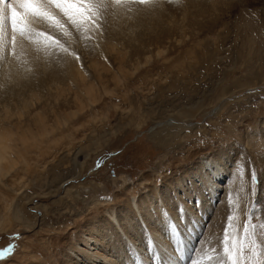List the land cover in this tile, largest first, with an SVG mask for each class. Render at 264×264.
I'll list each match as a JSON object with an SVG mask.
<instances>
[{
    "label": "rangeland",
    "instance_id": "1",
    "mask_svg": "<svg viewBox=\"0 0 264 264\" xmlns=\"http://www.w3.org/2000/svg\"><path fill=\"white\" fill-rule=\"evenodd\" d=\"M202 5L182 12L183 38L178 42V30L172 32L161 55L127 63L120 57L124 49L108 46L98 57L106 71L98 78L89 75L79 90L66 95V106L62 96L60 104L42 96L37 112L29 106L26 114L38 116L42 127L51 130L49 138L29 130L25 121L2 123L0 136L10 134L7 151L14 160L3 164L8 173L0 178V249L12 244L15 250L0 264H67L69 241L79 237L80 221L95 217L103 206L116 209L118 194L133 193L142 204L152 186L169 189L164 197L169 201L181 193L185 200L180 201L192 214L174 208L177 228L190 244L186 257L174 249L170 258L177 264L198 258L196 249H203L200 255L218 249L229 216L239 217L241 231L247 209L255 205L260 220L254 222H264V0H202ZM118 15L112 21L116 26L124 20ZM130 22L125 20L123 27ZM126 30L116 33L115 45L128 44ZM78 45L72 47L91 70L88 61H94L96 51L88 60ZM150 47L156 53L157 41ZM85 84L92 103L81 93ZM205 152L224 162L210 198L194 175L182 177ZM97 161H102L99 168ZM189 183L202 194L200 202L189 198ZM12 209L20 221L9 214ZM174 233L169 225L168 235ZM144 258L147 264L163 260L150 251Z\"/></svg>",
    "mask_w": 264,
    "mask_h": 264
},
{
    "label": "bare ground",
    "instance_id": "2",
    "mask_svg": "<svg viewBox=\"0 0 264 264\" xmlns=\"http://www.w3.org/2000/svg\"><path fill=\"white\" fill-rule=\"evenodd\" d=\"M197 5H202V0H190L188 3L182 2L179 3V6L173 4L171 5L172 8L169 7L170 5L167 0H161L157 1V7L155 9L139 8L136 14L137 18L128 25H131V27L135 25V29H139L140 32L134 31L132 35H128L127 45H115L113 40L117 39L116 33L120 32H112V30H110L112 33L109 32L110 34L106 38L108 41H111L107 42V44H110L106 45V42L103 43L104 40H100L98 41L99 47L93 49L84 43L86 38L85 34L81 35L70 25L66 24L69 32H71V34L76 38L74 39L72 37V40L82 43H79L80 45H74H78L77 47L80 48L83 47L81 51H83L84 54L88 53V60H90L89 55L91 54V51H96V53L92 55L94 61H88L90 63L91 70H89L84 63L85 67L84 69H81L79 65L72 60L71 56L61 55L59 59H57L55 53L52 54L51 62L48 63V66H39L36 72H29L27 70V68L31 66V56L29 55L22 53L20 60L18 61L11 57L5 58L4 61L0 63V127L3 125L2 123L10 126L11 124L25 121L24 123L30 126L29 130L37 129L45 135V138H49L51 130L42 127L39 123L38 116L35 115L30 118L28 117L29 114H26L28 108L30 109L29 106L34 107V110L37 112L36 106L39 104L38 102L41 101L42 96H45V101L51 98L52 101L58 104L62 101L58 100L62 96L64 101H62L61 104H64L66 102L65 96L71 93L74 94L75 89L79 90L82 82L87 79L89 75H96L97 78L101 76V74L106 71V65L102 61H98V57L99 55H102V53H107L108 46H110L114 51L124 49L120 57L127 63H137L142 59L149 58L150 54L153 56L161 55L162 52H165L164 44L167 42L166 40L171 38L170 35H172V32L176 29L178 30L176 33V40L178 42L183 38L182 28L184 27V15H182V12H195V7ZM116 12L119 14L117 16L119 19H124L117 25V29H120L126 34V27H123V25L127 18L126 16H122L119 10ZM167 12H178V16L168 14ZM128 15L132 14L129 13ZM171 17H174V19H172L173 21L171 20ZM170 22L173 23L170 24ZM140 25L141 28L139 27ZM114 26L116 25L114 24ZM34 27L39 31H47L50 34H54L58 39L62 37V34L59 32L52 33V30L49 29L46 24H36ZM155 28L159 29L158 34L154 32ZM83 36L84 39L81 41L77 40ZM156 41L157 47L155 48L156 53H154L150 49V45L151 43L156 44ZM74 45L72 43L73 47ZM158 46H161L160 52L157 50L160 48ZM121 61L119 62L121 63ZM88 87L89 86L85 84L81 89V93L84 95L86 101L92 103L95 99L90 94ZM75 103L78 102L75 101ZM64 105L66 106V104ZM59 106L61 105H57L56 108ZM24 108H27L25 110L26 118L24 114H22L24 113ZM52 109L55 108L52 107ZM21 115L24 116L23 120H20V118L23 117ZM10 117L13 118L11 120L12 122L10 121ZM56 119H58L57 116L54 117L53 122H55ZM65 119L67 118H62V120ZM262 124L263 126L261 127L264 130V119ZM8 130L6 133H8ZM8 138H10V134L0 136V178L3 174L5 175L8 173L3 164L14 160L11 159V156L7 151ZM42 139L43 138H41V140ZM199 158L200 160H198L197 164H192L193 167L189 166L188 171L184 170L182 177L187 175L185 177L188 179L192 178L191 176L194 175L202 183V186L206 191V195H209L210 198L214 195L213 187L218 185L215 181L220 178L217 176L223 172L222 167H224V162H222V164L220 161L210 156L209 152L203 153ZM23 160H25V158H23ZM180 178H178V180H181ZM144 180H146V178ZM195 181L197 182V180ZM179 188L180 187L178 186L177 189ZM185 189L191 190L193 189V186L189 183V186ZM151 191L153 192L152 195H146L143 197L142 204L133 193L128 192L130 194L128 196L126 195L127 192L122 193L121 197L118 194L117 196L120 199L117 198L115 201L117 204L116 209L103 206L99 210V214L95 217H86L84 221H80L78 223L79 237H74L73 242L69 241L67 248L68 253H66L67 264H147L144 258L147 251H150L153 258L154 256L162 257L163 260H160V264H169V261L172 264H177V260L174 256L170 258L174 249L181 255L184 252L185 256L186 252H188L190 244L189 241H187L189 236H187L186 233H180L177 228L179 222L177 223L176 220L179 216L174 208L185 209L189 216L192 214L188 207H184L181 202L185 200L181 193H176L179 199L177 197H170L171 199L169 201V199L164 198L169 192H171L169 189L166 191L164 189L161 190L156 186H152ZM190 192L189 198L196 196V199L200 202L202 194L197 195V191L194 189L193 192L192 190ZM173 195H175V192ZM198 204L203 207L202 203ZM119 206H122L123 209L117 213ZM193 213L195 212L193 211ZM9 214L14 216L17 221L21 220L15 209H12ZM167 215L168 218L166 219L165 217H167ZM169 225H171L175 230L172 237L168 235ZM50 244L52 245L53 243ZM52 247L54 248V246ZM142 254H144V256ZM201 256H203V254H201ZM181 258L182 257H180V259Z\"/></svg>",
    "mask_w": 264,
    "mask_h": 264
},
{
    "label": "snow or ice",
    "instance_id": "3",
    "mask_svg": "<svg viewBox=\"0 0 264 264\" xmlns=\"http://www.w3.org/2000/svg\"><path fill=\"white\" fill-rule=\"evenodd\" d=\"M167 2L170 6H179L177 0ZM156 7L157 0H0V63L7 57L18 61L23 53L31 56V66L27 70L36 72L39 66L47 67L55 53L57 59L61 55L71 56L84 69L81 55L72 47L74 41L66 24L81 35L91 33L85 44L95 49L99 47L98 41L108 37L109 30L120 31L112 22L117 10L128 21H134L139 8ZM36 24H46L52 33L59 32L67 39L62 41L54 34L39 31L34 27ZM125 27L131 35L134 29L129 25ZM101 163L97 161L98 168ZM256 177L253 169V185L257 183ZM257 210L255 205L247 209L241 231H238L239 217L229 216L228 226L218 241L219 248L203 256L200 255L203 249H196L198 258L192 257L190 264H264V222H254L260 220ZM14 250L12 244L0 249V260Z\"/></svg>",
    "mask_w": 264,
    "mask_h": 264
},
{
    "label": "clouds",
    "instance_id": "4",
    "mask_svg": "<svg viewBox=\"0 0 264 264\" xmlns=\"http://www.w3.org/2000/svg\"><path fill=\"white\" fill-rule=\"evenodd\" d=\"M178 3H182L184 2V0H177ZM255 15V14H254Z\"/></svg>",
    "mask_w": 264,
    "mask_h": 264
}]
</instances>
